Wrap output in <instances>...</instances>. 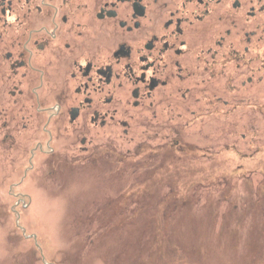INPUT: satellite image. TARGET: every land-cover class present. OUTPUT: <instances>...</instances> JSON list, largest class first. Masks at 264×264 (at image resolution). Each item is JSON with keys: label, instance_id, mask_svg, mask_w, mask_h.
Masks as SVG:
<instances>
[{"label": "flooded vegetation", "instance_id": "1", "mask_svg": "<svg viewBox=\"0 0 264 264\" xmlns=\"http://www.w3.org/2000/svg\"><path fill=\"white\" fill-rule=\"evenodd\" d=\"M256 106L264 0H0V154L22 172L7 188L15 205L30 203L12 192L25 177L64 186L137 118L245 110L248 122ZM148 141L181 154L169 134Z\"/></svg>", "mask_w": 264, "mask_h": 264}, {"label": "rangeland", "instance_id": "2", "mask_svg": "<svg viewBox=\"0 0 264 264\" xmlns=\"http://www.w3.org/2000/svg\"><path fill=\"white\" fill-rule=\"evenodd\" d=\"M244 112L137 118L64 186L25 177L22 205L7 190L22 172L0 154V264H264V108ZM167 134L179 156L146 142Z\"/></svg>", "mask_w": 264, "mask_h": 264}]
</instances>
